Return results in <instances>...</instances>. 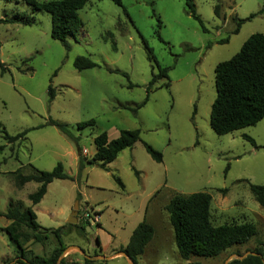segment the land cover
Returning <instances> with one entry per match:
<instances>
[{"label":"rangeland","instance_id":"374dc122","mask_svg":"<svg viewBox=\"0 0 264 264\" xmlns=\"http://www.w3.org/2000/svg\"><path fill=\"white\" fill-rule=\"evenodd\" d=\"M194 2L208 32L187 12L185 0H122V5L90 0L78 11L84 26L69 38V50L52 38L47 12L36 13L32 25L0 24V60L7 67L4 74L0 69V264L16 261L19 255L20 248L5 230L3 215L11 205L21 210L32 208L45 228L65 225L68 261L82 257L81 249H87L96 261L121 253L144 219L150 198L147 214L155 234L139 264H229L237 256L264 248V207L250 189L251 183L264 184V119L224 135L210 125L217 96V64L239 52L253 33L264 32V11L245 22L238 34L233 33L235 19L264 9V0ZM217 4L218 16L214 10ZM30 9L23 1L0 0V19L32 15ZM226 38L228 42L220 43ZM80 55L90 57L98 66L75 68ZM157 64L169 67V78L156 83L158 88L135 114L130 108L145 100ZM50 85L56 90L51 103ZM49 118L66 123L80 136L84 166L80 168L74 158L76 143L47 124ZM90 120L95 121L94 126L78 127ZM4 129L10 135L28 133L9 143ZM122 129H140L142 140L159 150L163 161L153 160L140 141L122 151L107 169L94 165L95 137L107 132L114 139ZM59 162L74 180H54L41 202L33 204L29 195L39 184L18 187L17 175L32 174L36 169L51 171ZM199 191L213 197L214 224L252 222L257 235L215 258L183 260L166 206L176 193ZM77 200L79 213L88 206L101 214V225L91 222L93 230L83 231L68 222ZM76 224L84 225L79 214ZM19 230L30 235L22 245L28 257L34 253L49 256L59 245L51 232L37 242L31 229L22 225ZM106 261L129 264L125 256Z\"/></svg>","mask_w":264,"mask_h":264},{"label":"trees","instance_id":"16d2710c","mask_svg":"<svg viewBox=\"0 0 264 264\" xmlns=\"http://www.w3.org/2000/svg\"><path fill=\"white\" fill-rule=\"evenodd\" d=\"M5 1H23L30 6L32 15L21 14L12 18L0 19L2 23H17L23 25H32L34 15L38 12H47L51 15L52 31L51 36L59 40L69 50L71 44L69 38L75 32L83 28L84 24L78 11L90 2V0H5ZM118 5H122V0H112ZM187 12L200 23L204 32H208L203 19L197 13L194 0H185ZM215 15H219L220 5L215 6ZM264 9L250 14L246 18L235 19L236 28L233 33L238 34L241 26L257 15L262 14ZM229 38L223 39L220 43H226ZM75 68L79 70L94 68L98 64L88 56H77L74 61ZM158 72L153 74L151 81L147 86V95L145 100L137 107L130 108L135 114L144 106L150 97L155 86L163 78H169V67H160L157 64ZM1 73L7 71V67L0 60ZM127 77V73H123ZM215 80L217 96L212 104L210 125L219 135L228 134L247 126L256 125L264 119V32L253 33L243 44L241 50L228 60L219 62L215 68ZM169 85V82L167 81ZM166 84V85H167ZM165 85V84H164ZM133 86V84H130ZM163 85H159L162 87ZM49 102L51 103L56 96V90L52 85L48 89ZM47 124L56 126L71 140H73L78 149L80 168L84 166L81 148L79 146L80 136L74 134L66 123L49 118ZM95 121L90 120L78 123L79 128L94 126ZM4 138L9 143L22 140L28 133L24 130L16 135H10L3 131ZM244 137L256 145L255 140L249 135ZM143 142L146 151L156 162L163 161V154L155 149L151 144L142 140L140 129H122L117 138L110 139L107 132H102L94 139L96 152L92 161L99 166L107 169V164L114 161L119 154L128 148H133L136 143ZM2 148V147H1ZM90 161V160H89ZM229 166L227 167V170ZM35 173L22 175L18 174L16 183L18 187H23L27 182L39 183L38 189L29 195L33 204L41 202L47 193L48 185L56 179L74 180V177L68 174L61 162H59L51 171H41L36 169ZM139 176V171L135 170ZM117 182L124 187L123 182L117 176H114ZM250 189L257 202L264 207V184H250ZM80 193L78 200L80 198ZM213 197L209 192L199 191L191 194L176 193L171 199L166 210L169 214V221L175 234V242L180 257L188 260L193 256L215 258L228 249L248 243L257 235V226L252 222L235 223L229 222L221 225L214 224L212 220L211 207ZM5 216L12 220L11 224L5 228L11 236V239L18 245L19 255L16 261H4L3 264H81L77 261H68L63 257L66 251V244L63 241L62 231L64 226L58 228L42 227L37 221V214L32 208L24 210L18 207H11L5 213ZM24 225L31 229L33 240L42 242L48 238L49 232L53 233L58 241V247L55 248L49 256L37 254L27 255V250L23 248V241L28 242L30 235L23 234L19 229ZM73 224L83 231H87V226ZM43 230V231H42ZM155 234L154 225L144 218L133 230L129 242L121 249L127 255L129 261L133 264H139V258L144 254L147 245L152 241ZM29 238V239H28ZM97 242L100 237L97 236ZM243 259L234 258L229 264H264V248L259 246ZM12 262V263H10ZM82 264H107V261H95L84 258Z\"/></svg>","mask_w":264,"mask_h":264},{"label":"crops","instance_id":"0c3cea01","mask_svg":"<svg viewBox=\"0 0 264 264\" xmlns=\"http://www.w3.org/2000/svg\"><path fill=\"white\" fill-rule=\"evenodd\" d=\"M240 32V31H239ZM109 136V135H108ZM110 138V137H109ZM117 138V137H116ZM110 139H112V138H110ZM137 144V143H136ZM135 147V146H134ZM133 147V148H134ZM77 151H78V149H77ZM96 152V150L95 151H93L92 152V154H94ZM74 158H75V160L77 161V165L79 166V153L77 152V153H75L74 152ZM94 165H98V164H94ZM69 174V173H68ZM139 175H140V172H139ZM31 182H34V181H31ZM27 183H29V182H27ZM26 183V184H27ZM25 184V185H26ZM39 184V183H38ZM51 184V183H50ZM49 184V185H50ZM24 185V186H25ZM48 185V186H49ZM23 186V187H24ZM39 187V186H38ZM48 190V189H47ZM157 192V191H156ZM155 194V193H154ZM44 198V197H43ZM151 199V198H150ZM149 199V200H150ZM148 200V201H149ZM148 201L146 202V205H145V208H144V218H146L149 222H151L150 221V219H149V215L147 214V204H148ZM95 210V209H94ZM5 213L6 212H4V217L6 218V225H5V228L7 227V226H9L10 224H11V222H12V220H10V219H8L6 216H5ZM211 214H212V207H211ZM101 215V214H100ZM212 217H213V215H212ZM140 223V222H139ZM100 225H101V223H100ZM42 226V225H41ZM43 227V226H42ZM64 228H65V225H64ZM99 228H101V227H99ZM91 230H93V229H91ZM64 229H63V231H62V236H63V239H64ZM79 234V233H78ZM79 236V235H78ZM129 242V241H128ZM98 243V242H97ZM125 247V246H124ZM54 250V249H53ZM67 250L68 249H66V251L64 252V254H63V257H65V258H67L66 256V252H67ZM95 250H97V249H90V251H92V252H94ZM100 250H102L103 251V248L102 249H100ZM15 251H16V249H14L13 250V252H12V254H10V252H9V255L8 256H12L14 253H15ZM32 251H33V249H32ZM34 252V251H33ZM52 253V252H51ZM145 253V252H144ZM35 254V253H34ZM37 254V253H36ZM121 253H113L111 256H109L108 258L106 257V260L107 259H111L112 257H114V256H123L122 254L120 255ZM37 255H40V254H37ZM81 255H82V257H79V256H77L76 258H75V261H77L78 263H81L82 261L84 262V258L87 256L89 259H95V257L87 250V249H81ZM127 258V257H126ZM5 259V258H4ZM96 261V260H95ZM127 261H128V263L130 262L129 260H128V258H127ZM82 262V263H83ZM81 263V264H82Z\"/></svg>","mask_w":264,"mask_h":264},{"label":"built area","instance_id":"2783aa9c","mask_svg":"<svg viewBox=\"0 0 264 264\" xmlns=\"http://www.w3.org/2000/svg\"><path fill=\"white\" fill-rule=\"evenodd\" d=\"M101 215L99 212L94 209L86 206L81 209L79 213V220L84 224H91V222L96 223L97 225L101 222Z\"/></svg>","mask_w":264,"mask_h":264},{"label":"water","instance_id":"95a60500","mask_svg":"<svg viewBox=\"0 0 264 264\" xmlns=\"http://www.w3.org/2000/svg\"><path fill=\"white\" fill-rule=\"evenodd\" d=\"M91 164V163H89ZM78 214H79V201L77 200L72 211H71V215L68 219V222L69 223H72V224H76L78 222ZM92 229V227L89 225L87 226L86 230L87 231H90ZM121 254L125 257H127L126 253L124 251L121 252ZM249 254H256L255 252H247L246 254L244 255H241V256H237L236 258H239V259H243L245 258L247 255ZM129 264H133L131 261L129 262Z\"/></svg>","mask_w":264,"mask_h":264}]
</instances>
